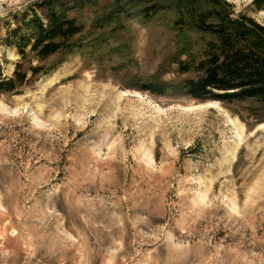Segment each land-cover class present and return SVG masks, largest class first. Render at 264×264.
Listing matches in <instances>:
<instances>
[{"label":"rangeland","instance_id":"obj_1","mask_svg":"<svg viewBox=\"0 0 264 264\" xmlns=\"http://www.w3.org/2000/svg\"><path fill=\"white\" fill-rule=\"evenodd\" d=\"M38 1L0 0L3 75L28 77L0 93V264H264V104L144 90L193 75L166 12L107 30L101 54L22 60L5 37ZM71 15L87 31L96 13Z\"/></svg>","mask_w":264,"mask_h":264},{"label":"trees","instance_id":"obj_2","mask_svg":"<svg viewBox=\"0 0 264 264\" xmlns=\"http://www.w3.org/2000/svg\"><path fill=\"white\" fill-rule=\"evenodd\" d=\"M39 0L20 12L21 20L6 35L22 60L28 53L38 60L59 52L79 50L104 53L107 30H121L127 19L148 23L160 13L171 15L175 31L173 62L179 73H192L177 82L154 80L141 87L152 93L186 95L191 98L233 102L252 100L264 104V25L236 12L227 0ZM264 9V0H254ZM43 10L44 13H41ZM94 11L86 30L71 13ZM95 39H83L84 32H98ZM117 47L111 52L118 51ZM22 61L12 76L3 75L0 64V93L16 92L27 82ZM44 66L32 68L36 75ZM133 84L141 83L132 78Z\"/></svg>","mask_w":264,"mask_h":264}]
</instances>
